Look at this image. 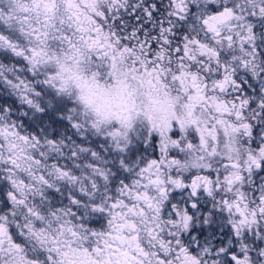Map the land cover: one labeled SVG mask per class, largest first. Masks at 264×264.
<instances>
[{
  "label": "snow or ice",
  "instance_id": "snow-or-ice-1",
  "mask_svg": "<svg viewBox=\"0 0 264 264\" xmlns=\"http://www.w3.org/2000/svg\"><path fill=\"white\" fill-rule=\"evenodd\" d=\"M0 264H264V0H0Z\"/></svg>",
  "mask_w": 264,
  "mask_h": 264
}]
</instances>
